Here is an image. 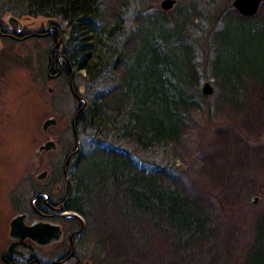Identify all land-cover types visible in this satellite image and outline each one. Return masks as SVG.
<instances>
[{
    "label": "rangeland",
    "instance_id": "obj_1",
    "mask_svg": "<svg viewBox=\"0 0 264 264\" xmlns=\"http://www.w3.org/2000/svg\"><path fill=\"white\" fill-rule=\"evenodd\" d=\"M110 1L119 6L117 16L106 26L111 27L115 22L113 32L118 35L114 38L119 42L116 47L131 35L141 18L140 33L144 34L158 24V18L154 16L163 12L159 8L161 0H101L105 6ZM23 3L24 0H0V25L6 33L12 34L17 26L30 31L35 29L31 26L37 21L42 19L44 22L45 17L25 15ZM216 4H219L218 0H176L172 10L165 12L173 15L171 12L176 9L187 11L193 6L189 16L195 15L194 11L198 13V18L188 26L190 38L198 41L201 48L196 62L197 87L201 94L203 84L208 82L213 92L208 96L201 94L204 97L202 109L192 115L178 142L150 149H142L123 138L122 118L110 117L111 125L107 127L95 120L91 122L92 127L86 129L76 128L74 124L78 110L92 107L97 94L118 91L120 74L111 69L117 48L112 55L105 53L100 71L92 70L91 78L82 74V92L75 99L67 89L63 95L47 91L51 84L45 81L43 69L47 49H42L41 42L29 38L21 41L0 38V253L7 243L8 222L18 207L27 202L31 205L32 196L42 190L49 193L53 201L69 200L80 165L82 177L91 186L89 179L96 171L104 169L91 158L105 147L107 151L117 149L132 158L139 171L149 173L151 169H164L172 184H176L183 194L198 200L206 210L215 237L198 250L180 253L172 244L171 233L164 238V233L163 236L157 233L158 229L143 225L146 227H141L140 245L135 247L140 249V254L128 255L126 246L124 248L120 243V231L118 235L107 233L105 250H99L104 235L102 229H98L101 224L97 223L93 229L83 218L90 244L94 247L95 243L98 248L96 253L91 250L93 260L87 258L89 264L115 263L117 250L124 252L132 264H241L254 220L264 214V107L253 84L240 98L243 100L240 111L228 107L218 92L208 65L212 47L208 39L212 29L219 25L217 18L212 19ZM51 22L65 27L71 37H77L82 50L85 42L80 31L75 33L67 22L58 19ZM230 41H235L236 48L241 45L249 50L250 54L245 51L249 65L250 62H263L264 51L254 47L251 36L232 33ZM80 53L82 57L83 51ZM49 118L56 125L43 133L42 124ZM46 142H52L55 150L36 155L37 149ZM73 153V157L78 155L77 167L72 166ZM39 175L44 178L37 179ZM108 191L109 195L114 194V191ZM81 209L86 211L84 206ZM114 227L117 226L114 224Z\"/></svg>",
    "mask_w": 264,
    "mask_h": 264
},
{
    "label": "trees",
    "instance_id": "obj_2",
    "mask_svg": "<svg viewBox=\"0 0 264 264\" xmlns=\"http://www.w3.org/2000/svg\"><path fill=\"white\" fill-rule=\"evenodd\" d=\"M223 1L218 0L213 10L216 14L212 19L217 18L219 25L212 29L208 39L212 46L209 71L228 107L240 111L243 107L240 98L252 84L258 89L264 107V60L249 65L245 53L250 54L249 50L241 45L236 48L235 41H230L232 33L248 35L253 38L254 47L264 51V0L250 17L239 15L232 7L233 0ZM109 3L105 6L101 0H24L23 8L28 17L66 21L73 31L81 32L85 42L81 65L83 73L90 78L92 70L100 71L105 53L112 55L117 48L111 69L120 74L118 91L99 93L92 107L78 110L76 128L92 127V120L107 127L111 125L110 117L122 118L121 135L142 149L176 143L204 102L197 87L196 62L201 48L188 34V26L199 15L194 11L195 15L189 16L193 6L187 11L176 9L171 12L173 15L159 12L154 16L158 24L146 31L148 34L140 33L141 18L118 48L119 42L114 38L118 34L113 32L115 22L111 27L106 26L117 16L119 6H114L113 1ZM225 142L228 144L230 140L227 138ZM102 150L91 161L95 159L104 169L96 171L88 186L79 166L67 207L91 223L93 229L97 223L101 224L98 229L104 235L99 250H105L107 233L118 235L120 231V243L126 246V254H140V249L135 247L143 225L158 229L157 233L161 236L164 233V238L171 233L172 244L180 253L198 250L215 237L209 214L198 200L172 184L164 169L139 171L132 158L117 149ZM71 158L72 166L77 167L78 155ZM108 190L114 194L109 195ZM83 206L86 211L81 209ZM93 249L96 253L95 243ZM243 252L241 264H264V214L254 220L252 236ZM114 258L115 263L107 264H132L124 252L117 250Z\"/></svg>",
    "mask_w": 264,
    "mask_h": 264
},
{
    "label": "flooded vegetation",
    "instance_id": "obj_3",
    "mask_svg": "<svg viewBox=\"0 0 264 264\" xmlns=\"http://www.w3.org/2000/svg\"><path fill=\"white\" fill-rule=\"evenodd\" d=\"M42 21H37L31 26L35 29L30 31L17 26L12 34L0 27V38L15 41L29 38L41 42L42 49H47L43 68L45 81L51 83L47 91L63 95L67 89L77 99L82 92L83 74L77 37H71L65 27H59L50 18ZM67 192L65 190V194ZM69 203L70 198L53 201L50 194L42 190L32 196L31 205L27 202L18 207L8 222L7 243L0 253V264H89L87 258L92 262L95 250L93 243L90 244L86 222L77 212L67 209ZM66 213H75L79 218L68 217Z\"/></svg>",
    "mask_w": 264,
    "mask_h": 264
},
{
    "label": "water",
    "instance_id": "obj_4",
    "mask_svg": "<svg viewBox=\"0 0 264 264\" xmlns=\"http://www.w3.org/2000/svg\"><path fill=\"white\" fill-rule=\"evenodd\" d=\"M263 0H233L232 2V7L234 10L241 16L243 17H250L256 14L258 11V8L260 4L262 3ZM176 3V0H161L159 3V8L163 12H168L172 10ZM213 92L212 88L210 87V84L208 82L204 83L202 88H201V94L204 96L211 95ZM56 122L49 118L44 123L42 124L41 130L43 133L47 131V128L51 126H55ZM49 149H55V146L52 142H46L42 144L37 151L35 152L36 155H38L41 151L43 150H49ZM42 175L37 176V179L42 178ZM66 216L68 217H76L79 218L78 215L75 213H66Z\"/></svg>",
    "mask_w": 264,
    "mask_h": 264
}]
</instances>
